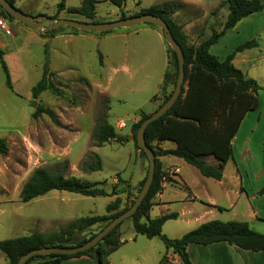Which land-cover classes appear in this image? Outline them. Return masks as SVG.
Masks as SVG:
<instances>
[{"label": "rangeland", "instance_id": "374dc122", "mask_svg": "<svg viewBox=\"0 0 264 264\" xmlns=\"http://www.w3.org/2000/svg\"><path fill=\"white\" fill-rule=\"evenodd\" d=\"M72 4H76L75 1ZM108 9H112L108 2H100L96 21L118 20L106 15ZM73 17L77 21L88 22L80 16ZM146 26L141 24L129 30H115L111 33L113 38L98 43L60 45L47 59L44 58V47L27 45L21 54L26 75L19 78L15 75L11 60L6 57L4 62L13 76V91L5 86L0 68V138L7 145V154L0 156V189L3 190V193L0 192V212L5 226L0 237L3 240L34 232L48 236L79 218L108 217L110 214L106 213L105 206L116 197L120 199L119 210L135 199L141 188L139 184L136 188H130L128 182L120 181L119 176L131 183L143 180L148 162L134 147L131 127L142 115L155 111L164 93L161 91L162 78L157 94L148 101L157 89V73L165 63V55L154 38L134 33V29ZM58 30L70 29L60 27ZM102 36L106 35L98 37ZM2 38L6 42L4 52L9 53L14 45L9 36ZM79 47L80 53L75 49ZM62 48L66 49V56L60 54L59 49ZM168 49L166 44L165 72L172 74L174 65ZM99 55L102 64L99 63ZM45 62H48L52 74L50 81L60 95L43 92L32 98L31 88L40 81ZM34 66L37 68L34 69ZM167 91H172V86ZM138 106L140 108L135 109ZM37 109L51 111L54 119L45 114L33 118ZM102 117L119 137H127L129 141H111L96 147L93 136L96 123ZM97 163H100L99 171L87 170ZM37 168L61 170L66 177L97 184L95 188L104 190L109 196L91 198L51 191L29 203H21L20 188ZM113 180L117 181V185L113 184ZM114 194L116 197L110 201L108 197ZM13 221L21 226H13ZM103 225L98 224L83 231L78 238L98 233ZM121 226L124 234L133 229L130 220H125ZM183 226L181 221L169 220L162 226V234L178 236L185 228ZM155 241L165 250L159 239Z\"/></svg>", "mask_w": 264, "mask_h": 264}, {"label": "trees", "instance_id": "16d2710c", "mask_svg": "<svg viewBox=\"0 0 264 264\" xmlns=\"http://www.w3.org/2000/svg\"><path fill=\"white\" fill-rule=\"evenodd\" d=\"M14 1L6 0L12 6H14ZM108 2L119 9L118 19L142 14H152L161 18L168 26L173 39L181 48L184 57L185 83L181 95L174 105L162 117L150 123L144 132L145 144L153 151L155 156V172L146 197L137 211L127 219L131 221L135 234L143 235L148 239L158 238L166 250L172 251L179 257L180 264H192L186 252V248L190 244L207 246L225 242L244 251L263 252L264 233L260 234L253 231L246 222L209 221L185 233L178 239H169L162 234V226L166 221L175 219L177 215L171 213L155 219H149L148 212L154 204L153 200L156 194L160 191L162 172L157 158L161 155H170L182 159L188 165L196 168L203 177L216 181L221 180L222 170L232 155L231 141L244 116L258 108V93L260 91L264 92V87H261L255 80L247 78L231 63L237 53L255 48L257 46L255 41L246 42L236 47L223 61H219L211 55L209 48L242 19L264 10V4L259 0H227L225 4L228 8V16L222 30L219 33L214 32L208 40L195 47L187 44L181 27L172 20V16L178 8L176 3L165 2L127 16L123 12L125 0H108ZM96 3V0H82L80 7L68 8L67 13L83 17L91 23H100L95 19ZM63 9L64 2L61 1L57 5V11L59 12ZM0 11L4 19L14 20L1 7ZM146 25L157 29L151 24ZM70 31L79 32V30L75 29H70ZM57 32L58 29L46 32L44 37L51 38ZM111 32L101 33L100 35ZM168 53L174 65V72L172 74L165 72L163 75L161 85V91H164L162 93L163 99L157 108L171 95L172 91H167V89L172 86L173 90L177 78L176 56L170 48ZM47 57L46 44L44 46V58L47 59ZM47 63L44 64L40 81L31 88L32 98L38 97L43 92L60 95V92L50 81L52 74L49 72ZM99 63L102 64L101 57H99ZM0 68L4 75L5 86L13 91L10 74L3 60V52L1 50ZM42 114L54 119L51 111L43 109H37L32 117L36 118ZM148 116L142 115L140 120L131 127V138L134 147L144 157H146L145 153L138 148L135 142V135L141 122ZM93 138L96 147H101L111 141L121 143L129 141L127 137H119L115 133L114 128L103 117L96 123ZM164 141L173 142L175 149L157 151L156 146ZM6 154V141L0 138V156H5ZM209 156L215 159L216 165L206 163L205 158ZM100 168V163H97L95 167H90L87 170L94 172L99 171ZM145 178L146 176L139 183L140 187L143 185ZM96 185L80 181L74 177H66L61 170L37 168L22 185L19 192V200L24 204L29 203L51 191L68 192L91 198L109 196L104 190L95 188ZM258 195L264 196V186L258 191ZM133 201L122 210H119L120 199L116 197L113 202L105 206L106 213L110 214L108 217L90 216L79 218L70 222L64 229L48 236L34 232L28 236L0 241V252L5 256L7 264H16L22 255L42 247L80 246L96 233H90L88 237L82 238H78L79 234L93 226L104 223L101 227L102 229L111 220L126 211ZM218 209L222 210L221 208ZM122 223H120L119 227ZM120 244L117 228H114L97 245L85 252L72 256H35L25 264H59L64 260L81 256L90 258L93 264H108L106 261L107 256L114 252Z\"/></svg>", "mask_w": 264, "mask_h": 264}, {"label": "crops", "instance_id": "0c3cea01", "mask_svg": "<svg viewBox=\"0 0 264 264\" xmlns=\"http://www.w3.org/2000/svg\"><path fill=\"white\" fill-rule=\"evenodd\" d=\"M61 1L64 2V9L58 12L57 5ZM72 1H75L76 4H72ZM81 1L15 0L14 7L32 17L43 15L48 18L76 20L73 17L74 15L67 13V9L80 7ZM96 1L95 18L100 2H108V0ZM226 1L125 0L123 12L125 15L130 16L165 2H174L178 5V8L173 14L172 20L181 27L187 44L196 47L208 40L214 32L219 33L222 30L228 16ZM259 1L264 4V0ZM110 5L112 9H108L105 12L106 15L118 19L119 9L112 4ZM5 23L8 34L0 29V50L3 52L4 61L6 57L11 60V65L18 78L26 75V67L21 54L22 49L27 45L35 44L43 48L47 44L48 55L50 54L51 57L60 45L80 46L83 43H98L100 40L111 39L114 36L111 35L114 31L103 34L106 36L98 37L100 34L97 33L58 30L53 37L46 38L44 33L38 30H29L14 20H6ZM134 30H136L134 33H143L152 37V39L154 38L160 44V50L165 55V63L157 73V89L149 97V101L151 97L157 94L166 70V43L158 29L146 26ZM3 36H9L11 44L14 45L9 53L4 52L6 42L3 40ZM250 41H255L257 46L237 53L231 63L247 78L255 80L261 87H264V10L238 22L234 28L228 30L209 48V53L219 61H223L236 47ZM75 49L78 52L81 50L80 47ZM59 50L62 56H66L65 48ZM99 57L101 56L99 55ZM36 68L37 66H34V69ZM10 78L12 80V74H10ZM139 108L140 106L135 109ZM173 149H175V144L169 141L161 142L156 146L157 151ZM231 152L232 155L222 170L220 181L203 177L196 168L174 156L161 155L157 158L162 174L168 170L174 171V173L169 177L160 194L154 198V204L148 212V218L155 219L162 215L175 213L176 218L171 220L183 222L185 228L178 236H168L169 239H178V237L180 238L185 233L209 221L246 222L253 231L260 234L264 233V196L258 195V191L264 186L263 91L258 93V108L255 111L248 112L242 119L231 141ZM205 161L208 164L216 165V161L212 156L206 157ZM119 178L120 181L128 182L130 188H136L142 180L131 183L120 176ZM113 184L117 185V181L113 180ZM2 191L0 189V192ZM114 197L116 195L108 197V199L112 201ZM1 215L0 212V235L5 227ZM13 224H15L14 221ZM18 224L13 226H21L19 222ZM121 228L122 226L117 231L121 244L107 256L106 261L108 264H180V259L176 254L170 250H163L162 245L156 243L155 240L158 238L148 239L143 235L135 234L133 229L124 234ZM37 233L41 234L42 232ZM0 240H3V238L0 237ZM186 252L192 264H264V251H244L225 242L207 246L190 244L187 246ZM0 264H7V260L1 252ZM59 264H93V262L90 258L81 256L64 260Z\"/></svg>", "mask_w": 264, "mask_h": 264}, {"label": "water", "instance_id": "95a60500", "mask_svg": "<svg viewBox=\"0 0 264 264\" xmlns=\"http://www.w3.org/2000/svg\"><path fill=\"white\" fill-rule=\"evenodd\" d=\"M124 6V5H123ZM0 7L9 14L17 22L24 25L29 30H38L42 33H46L52 30H56L60 27H67L70 29H75L79 31L91 32V33H105L109 31H115L118 29H132L141 24H151L161 31L164 42L170 48V50L175 54L177 61V78L172 90L171 95L168 99L153 113H151L147 118H145L137 129L135 135V142L140 150L145 153L148 162V170L146 178L143 185L141 186L137 196L135 197L133 203L130 207L122 212L120 215L111 220L107 225H105L98 233H96L91 239L80 246L73 247H42L27 252L22 255L16 264H25L29 259L35 256H72L79 253L85 252L95 245H97L103 237H105L114 228L119 229L120 223L129 219L141 205L142 201L146 197L154 178L155 172V156L153 151L148 148L144 140V132L148 125L160 117H162L177 101L182 93V88L185 83V73H184V57L181 48L173 39L170 30L166 23L159 17L152 14H142L132 17H127L125 19H118L110 22L103 23H91V22H80L71 19H58V18H48L46 16H28L21 11L17 10L14 6L6 2V0H0Z\"/></svg>", "mask_w": 264, "mask_h": 264}, {"label": "built area", "instance_id": "2783aa9c", "mask_svg": "<svg viewBox=\"0 0 264 264\" xmlns=\"http://www.w3.org/2000/svg\"><path fill=\"white\" fill-rule=\"evenodd\" d=\"M0 13H1V11H0ZM0 29L4 30L5 33L8 34V30L6 28L5 20L2 18L1 14H0ZM172 173H174V171L168 170L164 174H162L161 179H160V191L156 194V196H158V194H160V192L164 188L165 184L167 183V180L172 175Z\"/></svg>", "mask_w": 264, "mask_h": 264}]
</instances>
